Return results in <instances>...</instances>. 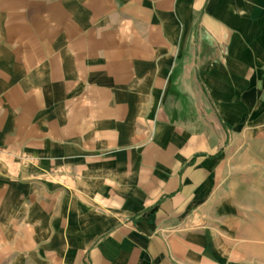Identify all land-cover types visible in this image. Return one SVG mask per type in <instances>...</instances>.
<instances>
[{"label":"crops","instance_id":"0c3cea01","mask_svg":"<svg viewBox=\"0 0 264 264\" xmlns=\"http://www.w3.org/2000/svg\"><path fill=\"white\" fill-rule=\"evenodd\" d=\"M251 137L264 0H0V264H251L207 214Z\"/></svg>","mask_w":264,"mask_h":264},{"label":"rangeland","instance_id":"374dc122","mask_svg":"<svg viewBox=\"0 0 264 264\" xmlns=\"http://www.w3.org/2000/svg\"><path fill=\"white\" fill-rule=\"evenodd\" d=\"M233 173L217 196V208L209 217L229 216V250L234 261L264 264V138H252L248 144L230 149ZM229 169V150L227 152Z\"/></svg>","mask_w":264,"mask_h":264}]
</instances>
